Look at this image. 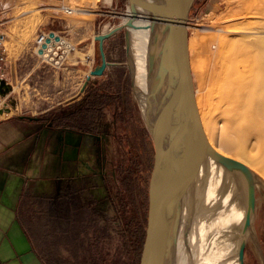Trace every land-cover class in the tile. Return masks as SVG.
Listing matches in <instances>:
<instances>
[{
  "label": "rangeland",
  "instance_id": "374dc122",
  "mask_svg": "<svg viewBox=\"0 0 264 264\" xmlns=\"http://www.w3.org/2000/svg\"><path fill=\"white\" fill-rule=\"evenodd\" d=\"M61 1L76 8L74 13L67 15L60 12L57 8ZM109 1L0 0V29L7 33L6 48L10 61L7 77L12 85V92L9 99L15 101L16 96H18L24 105L31 107V111L38 112L41 109L40 107H36V105L41 95H54L56 93L58 77L60 76L59 70L56 69L60 68L51 62L43 60L42 56L35 50L34 41L41 30H58L77 45L76 52L87 50L88 43L95 41V51L98 52L100 58L98 42L94 39V36L102 30L100 26L102 27V24L108 21L107 19L110 15L108 11H125L128 8L130 9L131 6L130 0ZM113 20L118 21L122 20V18L115 16ZM102 21L104 22L100 24ZM210 23H215V27L218 28L211 27ZM188 25L200 27V33L205 37L207 36V41L208 39H212V42L216 37L224 33L226 34L227 31L222 29V32L220 29H226L225 26L228 25V28L230 26L234 28V25L240 27L246 25L249 28L245 29L250 31L249 33H254L252 31L257 32L256 30H258V33H261L260 35H264V0H195L190 11ZM242 30L238 34H235H244L245 32L243 33ZM227 34L230 33L227 32ZM236 36L234 37L237 38ZM117 41V46H115L116 44L114 45L118 49L116 60H121L124 62V65L121 69L117 70L114 79H107L102 84V88L110 89V91L115 90L116 95L122 97V105L117 106L120 102L118 100L114 108H105L103 117L97 119L96 123H91L87 120L85 122L78 121V127L84 132H81L80 135L84 141L86 139L89 140L90 149L87 155L80 152L82 157L76 163L79 180L73 181L76 191L73 199L74 203L80 201L89 204L81 212V215L77 216L76 208L72 207V203H70L71 200L62 199V204H59L57 201L58 205L54 208L48 206L49 204L44 199L37 198L35 200L38 208H46V212L40 220L41 223H51L50 217L55 214L53 211L58 213L65 210L69 219L65 220L57 217L56 223H72L71 227L82 225L84 229L88 228V230L95 224L99 226L98 249L91 246L86 252L84 248L79 251V254L82 255L84 253L86 256H89L91 264L93 259L97 260V264H135V260L137 259L131 245L132 235L129 232L130 227L127 225L129 223L128 219L124 218L121 206L118 205L117 201V191L120 185L118 174L120 172L121 177L125 176L127 164L131 156H133L132 159L135 161V167L138 170V191L135 199L140 207L139 222L144 226L146 233L148 183L153 167L155 149L149 130V123L134 92L128 68L125 29L119 32ZM132 47V64L134 65V73L136 75L139 73V63L137 61L139 49L134 47V45ZM201 58L203 59L204 56ZM212 65L214 66L213 63H205L199 70H192L195 90L203 86V91L206 90L205 86L208 81H206L205 75L206 73L210 75L209 72L214 68ZM87 73L89 74L90 71ZM85 76L87 77V75ZM22 78H25V80L24 83L20 84V81L23 80ZM109 80L113 82L112 87L107 86ZM83 83L81 82L76 89L75 93L78 95L84 92L81 90ZM87 89L90 92V89L86 87ZM246 100L244 97H240L236 101L241 105ZM6 101L9 102L8 99ZM213 101H217V98H213ZM9 105L11 106V104ZM224 105L221 107H224ZM213 111L215 112L214 114L218 113L219 115L220 113H225L221 112L222 109L220 107H215ZM86 133L91 134L89 138L86 137ZM210 164L213 176L216 181L218 180L217 190H220L223 187V183L227 181H230L227 190L230 189L234 185L231 180H234L235 177L230 174L229 167L213 158H210ZM69 176L66 178H73V175ZM66 178L58 179L57 181L56 179H48L39 182V185L37 183L35 192L39 194L40 191L46 188L51 189L55 183V186L59 188L61 184L67 182L68 179ZM127 201L129 203L130 200ZM93 202L95 203L91 205ZM126 208L128 211L127 215L130 218L133 213L131 202ZM253 208V223L251 222L249 229L250 231L255 229L254 232L256 233L252 230L250 232L251 236L246 235L244 264H264V188L260 185L258 186V184L254 185ZM214 217L215 215L213 216L210 210H206L202 216L206 223H212ZM92 232L93 229L92 231L90 229L89 233ZM74 233L76 234L75 231L72 232V229L68 230L66 240L71 241ZM210 233L208 240H213L214 244L212 242L211 246L215 250L222 244L223 240L221 238L218 239V236L216 239L214 232ZM39 238L38 249L40 251H46L47 249L48 251L50 248L48 238ZM240 238V236L236 237L235 246L231 247L232 251H234L233 254H235L232 257V262L234 261L235 264H240L238 255ZM80 239L82 238L80 237ZM87 244H90L89 240H87ZM76 246H67L65 249L59 248L58 256L53 258L55 264H62L61 255L67 258L69 264L72 263V258L75 257L77 252ZM72 249L75 251L74 253H72ZM96 250L100 252L99 256L94 255L93 252ZM139 262L140 258L136 260V264H139Z\"/></svg>",
  "mask_w": 264,
  "mask_h": 264
},
{
  "label": "bare ground",
  "instance_id": "6f19581e",
  "mask_svg": "<svg viewBox=\"0 0 264 264\" xmlns=\"http://www.w3.org/2000/svg\"><path fill=\"white\" fill-rule=\"evenodd\" d=\"M139 11L143 13V6L139 7ZM126 14L128 16L123 18L122 23L130 20L136 24L134 28H130L131 44L139 49L137 59L139 73L136 74V82L138 92L142 95L144 115L147 118L146 107H144L146 103L144 98L148 90L147 64L151 53L155 50L153 37L158 30L155 28L146 29L145 26L151 24L146 19L131 17V8ZM212 20L211 22H213ZM214 24L210 23V26L215 27ZM228 26H225L226 29L221 28L222 26L219 29L230 34L226 32V34L216 37L212 42V39L207 41V36L205 37L200 33V27L187 23L191 70L197 71L205 63L214 64V66L212 65L214 68L209 72L210 75L207 73L205 75L206 81H208L205 86L206 90L203 91L204 86L203 89L197 88L195 98L205 135L212 148L220 154L236 160L239 164H243L252 172L253 178L250 179L245 167L231 163L229 170L230 174L235 177L234 180H231L234 185L227 190L230 181H224L223 187L217 190L218 180L216 181L213 176L209 152L206 151L204 165L199 177L203 195L197 231L195 232L196 240L189 264H235L234 261L232 262V257L235 254H233L234 251L231 247L235 246L236 237H241L238 243L239 248V244L246 241V237L251 236L250 232L255 230L250 231L249 229L254 214L252 187L258 184L264 188V35H260L261 33H258L256 29L257 32L249 33L250 31L245 29L248 27L246 25L241 27L234 25V28L231 26L228 28ZM241 30L245 33L237 35ZM38 53L43 54L40 51ZM202 55L204 56L203 59L201 58ZM89 74L87 73V77ZM215 97L217 101H213ZM240 97L247 99V102L238 104L236 100ZM223 105L224 107H221ZM215 107H220L221 112L225 113L214 114L213 109ZM178 133L180 151L188 150L186 137L193 138L197 133L196 120L189 108H186L179 122ZM181 161L183 167H176L175 172L177 177L186 183L188 189L186 194L182 190L177 191L175 198L179 201V206L172 212V223L176 230L175 243L178 257H181H179L180 263L177 264H182L188 244L192 242L191 236H189L186 204L189 199L195 197L196 189L199 188L194 182L192 172L185 167L186 160ZM206 210H210L212 215H215L212 223H206L202 218ZM210 232H214L216 239L218 236V239L223 240L222 244L215 250L211 246L213 240H208ZM167 264L170 263L167 262Z\"/></svg>",
  "mask_w": 264,
  "mask_h": 264
},
{
  "label": "water",
  "instance_id": "95a60500",
  "mask_svg": "<svg viewBox=\"0 0 264 264\" xmlns=\"http://www.w3.org/2000/svg\"><path fill=\"white\" fill-rule=\"evenodd\" d=\"M195 0H130L131 17H140L151 22L146 29H157L153 37L155 50L148 59V90L145 106L149 130L154 143V162L148 183V210L144 244L139 264H177L180 260L176 248V230L172 223V212L179 206L175 198L177 191L186 194V183L176 175V167H185L192 172L197 185L196 194L186 204L189 236L192 242L188 244L182 264H189L192 258L195 232L200 212L203 191L200 188V173L204 165L206 151L209 157L220 161L225 166L236 163L217 152L210 145L198 112L195 85L190 67L188 37L190 10ZM143 6L141 13L139 7ZM128 16V14H120ZM131 19V18H130ZM136 26L134 21L119 23L107 32L95 35L98 41L101 62L97 64L88 75L82 86L85 91L92 76H101L110 64L106 57L104 42L122 29H125L126 48L128 54V67L134 87V92L142 108V95L138 92L134 65L132 64V44L130 28ZM54 36V32H50ZM57 39L58 37L55 36ZM49 42V39L47 40ZM46 45H44L45 47ZM41 52V51H40ZM11 86L1 80L0 92L5 94ZM15 106V101L11 100ZM189 108L196 120L197 133L193 138L186 137L188 150L183 152L178 147V125ZM145 116V115H144ZM187 162V164H186ZM245 167L243 164H239ZM253 178L252 172L245 167ZM254 202V185L252 187ZM254 205V204H253ZM246 241L240 243L239 259L244 264V249ZM180 263V262H179Z\"/></svg>",
  "mask_w": 264,
  "mask_h": 264
},
{
  "label": "crops",
  "instance_id": "0c3cea01",
  "mask_svg": "<svg viewBox=\"0 0 264 264\" xmlns=\"http://www.w3.org/2000/svg\"><path fill=\"white\" fill-rule=\"evenodd\" d=\"M113 18L109 15L108 21L100 26V32L120 22ZM119 32L105 40L104 48L110 64L102 76L90 79L87 87L90 90L103 89L102 84L107 79H114L117 70L124 65L121 60H116L118 49L115 46ZM99 61L95 41H91L87 50L76 52L65 67L56 69L60 75L56 93L41 95L36 105L41 109L39 114L31 111V107L24 105L18 96L15 108L0 114V264H45L33 251L17 218L19 211L29 207L28 203L21 201V195L25 191L30 196L44 199L50 206H57V201L62 204V199L73 198L67 186L79 180L76 163L82 157L80 152L87 155L90 149L89 140H83L80 133L84 132L78 127L77 119L73 118L84 105L88 89L79 95L75 92L86 79V73ZM22 79L20 84L24 83L25 78ZM85 135L89 138L91 134ZM69 175L73 178H66ZM63 178L68 180L59 188L55 183L51 189L46 188L39 194L35 192L37 183Z\"/></svg>",
  "mask_w": 264,
  "mask_h": 264
},
{
  "label": "trees",
  "instance_id": "16d2710c",
  "mask_svg": "<svg viewBox=\"0 0 264 264\" xmlns=\"http://www.w3.org/2000/svg\"><path fill=\"white\" fill-rule=\"evenodd\" d=\"M108 87L113 86V82L109 80L107 83ZM122 97L119 95H116V91L110 89H92L90 92H88V96L86 97V100L84 102V105L82 106L81 109L76 111V113L73 115L74 119H77V121H82L85 122L87 119L89 120H94L96 123L97 119H100L103 117V112L105 108H111L115 107L116 101H120L117 106L122 105ZM133 156L130 157V161L127 164V171L124 177L120 176L119 172V188L117 191V201L118 205L121 206V211L124 214V218L128 219L127 225L130 227L129 232L132 235V242L131 245L133 247V252L135 253V256L137 259L140 258L143 244H144V235H145V230L144 226L142 223L139 222V205L135 199L138 187H137V177H138V170L137 167H135V161H133ZM75 189L70 185V188L68 189L69 194H75ZM128 198V199H127ZM37 199L36 196H30L27 192L23 191L21 195V201L24 203H28L29 207L26 206L25 211H19L17 214V218L20 222L21 227L23 228L28 240L30 241L33 251L36 253V255L44 261L45 264H55V256H58V251L59 248L65 249V247L69 246H74L77 245V252L75 257L72 258V263L70 264H91L89 262L90 258L89 256H86L84 253L81 255L79 254V251L82 250L83 248L86 249L84 250L85 252L88 250L89 247L92 246V248L98 249V234L100 233V228L96 224L92 228H86L82 225L72 226V223H56V218L59 217L60 219H69V216L65 210L59 211L56 213L53 211L55 214L52 215L51 218V223H41L40 220L43 218L44 213L46 212L45 209L38 208L36 206L35 200ZM130 200L129 203L131 202L133 206V213L132 216L129 218L127 215V205H129L128 201ZM72 207L76 208L77 211V216L81 215V212L84 211L89 203L87 202H80L77 201V203H74V199H71ZM95 202L91 203L93 205ZM50 206V205H48ZM119 206V207H120ZM51 207V206H50ZM55 206L52 205V208ZM51 212V213H53ZM79 224V223H78ZM132 227V229H131ZM72 229V232H76V234H73V237L71 241L66 240V235L68 230L70 231ZM76 229V230H75ZM90 229L93 232H90ZM64 236V237H63ZM39 237H44L48 238L50 241V248L46 249V251H40L38 249V244L40 242ZM80 237L82 239H80ZM87 240L90 241V244H87ZM72 242V243H71ZM75 243V244H74ZM72 244V245H70ZM93 251V249H92ZM75 251L72 249V253ZM94 255L99 256L100 252L96 250L93 252ZM135 257V259H136ZM62 264H69L67 262V258L65 256H60ZM136 259V260H137ZM135 260V264H136ZM92 264H97V260L93 259ZM113 262V261H112ZM134 262V260H133ZM115 263V262H113Z\"/></svg>",
  "mask_w": 264,
  "mask_h": 264
},
{
  "label": "built area",
  "instance_id": "2783aa9c",
  "mask_svg": "<svg viewBox=\"0 0 264 264\" xmlns=\"http://www.w3.org/2000/svg\"><path fill=\"white\" fill-rule=\"evenodd\" d=\"M57 9L67 15L73 14L76 10V8L66 4L63 1L60 2ZM128 11L129 9H126L125 11H108V13L113 17H121L122 20H120L119 23H122L125 16L120 14H126ZM50 32H54L53 37L50 36ZM55 36H57L58 38L56 39ZM48 39L49 42H47ZM6 41L7 33L4 30L0 29V85L1 80H5L6 84L12 86L7 77L8 68H10V61L8 58ZM34 45L37 53L38 51H41L43 53L40 54L43 60L53 63L58 68L65 67V65L71 60V58L77 51V45L71 39H69L65 35H62L58 30L54 29H44L39 31L34 41ZM44 45L46 46L44 47ZM11 92L12 89L5 94H2L0 92V114H3L8 110H12L13 108H15V106L11 104V100L9 99ZM2 99L5 101H3ZM6 99H8L10 103L7 102ZM8 103L11 104V106Z\"/></svg>",
  "mask_w": 264,
  "mask_h": 264
},
{
  "label": "flooded vegetation",
  "instance_id": "af4514ba",
  "mask_svg": "<svg viewBox=\"0 0 264 264\" xmlns=\"http://www.w3.org/2000/svg\"><path fill=\"white\" fill-rule=\"evenodd\" d=\"M88 84H89V83H88ZM87 87H88V86H87ZM71 184H72V186L74 187V183L71 182ZM71 184H70V185H71ZM70 185H68L67 187L70 188ZM74 189H75V188H74Z\"/></svg>",
  "mask_w": 264,
  "mask_h": 264
}]
</instances>
